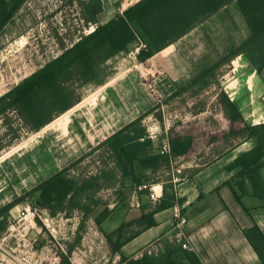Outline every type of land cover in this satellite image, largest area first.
Masks as SVG:
<instances>
[{
	"label": "rangeland",
	"instance_id": "1",
	"mask_svg": "<svg viewBox=\"0 0 264 264\" xmlns=\"http://www.w3.org/2000/svg\"><path fill=\"white\" fill-rule=\"evenodd\" d=\"M88 1L25 0L0 34V89L2 92L6 89L4 94L94 30L95 26L85 20L84 2ZM110 3L104 0L106 13L100 16V24L110 21L123 9L117 0L110 10ZM236 7L233 4L225 8L203 29L206 35H212V38L207 35L205 43L213 57L208 61L210 66L193 71L180 61L182 67L179 62L178 70L181 71L179 76H171L173 82L166 77L167 56L160 59L161 65L157 60L141 63L137 57L141 48L134 44L128 53H121L101 65L94 79L79 89L81 103L41 131L24 134L18 144L0 151L1 209L84 156H87L85 160L70 175L79 178L99 172L105 167L108 154L104 149L93 150L151 109L155 111L144 118L143 124L160 156L166 159L171 155L167 151L171 150V138L195 139L184 158H172L170 164L161 159L149 169H137L135 175L129 173L120 180L118 174L114 180L104 182L105 186L97 194L102 203L82 228V213L73 211L52 217L38 203V196L25 199L10 211L6 217L7 229L0 232V264H123L105 234L114 233L122 225L131 202L142 193L151 197L154 186L163 187L173 176L178 180L184 177L181 166L212 160L215 155L208 148H216L215 154H219L233 146L235 139L245 137L243 128L227 119L221 104L222 92L228 95L226 91L233 81L234 61L235 87L247 95L252 67L244 57L221 66L207 87L201 89L196 85L177 93L189 79L212 67L250 37L249 27ZM184 44L185 41L178 42L165 52H177ZM259 83L261 78L256 75L255 84L251 85L257 89ZM166 88L177 94L169 99ZM259 103L264 105V94ZM5 122L0 119L3 144L11 138ZM235 127L239 130L235 131ZM212 143L215 145L211 147ZM107 207L112 214L99 226L95 219ZM133 231L125 230L123 238Z\"/></svg>",
	"mask_w": 264,
	"mask_h": 264
},
{
	"label": "trees",
	"instance_id": "2",
	"mask_svg": "<svg viewBox=\"0 0 264 264\" xmlns=\"http://www.w3.org/2000/svg\"><path fill=\"white\" fill-rule=\"evenodd\" d=\"M24 2L25 0H0V34ZM233 3L238 5L251 30L250 38L177 93L196 85H200L201 89L207 87L221 66L233 62L240 56L244 57L258 74L262 73L264 70V0H141L123 12H118L105 24H100L99 21L104 12L103 1L84 2L85 20L88 25L95 26L94 30L82 36L71 47L66 48L59 57L0 97V119L6 120L5 125L10 128L11 134L7 144H3L0 139V151L15 146L25 135L41 131L81 103L82 96L79 89L94 79L101 65L121 53H128L132 45L136 44L139 47L141 43L146 45V48H141L137 56L138 60L144 63ZM221 104L231 124L244 123L241 112L225 92L221 94ZM154 111L155 108L139 116L93 150L96 152L104 149L108 154L104 163L105 167L99 172L79 178L70 175V172L85 160L87 156H84L32 189L25 197L1 208L0 232L7 229L6 217L10 211L25 199H33L35 196H38V203L49 211L52 217L61 213L71 214L73 211L82 213V228L94 210L102 203L97 198V194L105 186L104 182L114 180L118 174L120 180L129 173L135 175L137 169H149L154 163H160L161 159H165L155 149L154 141L143 124L144 118ZM159 120L162 121L160 115ZM241 132L245 134L244 138L255 139L257 145L239 157L229 166V169L241 168L238 176L248 179L253 185L255 195L263 197L264 182L261 178V169L264 166V123L246 124ZM170 145L171 155L165 159L168 164L171 163L172 158L186 155L192 149V140L181 137L171 138ZM171 180L163 184V196L153 211L144 213L134 221L123 222L110 235L105 234L113 252L120 255L122 263L202 264L193 251L183 248L186 239L181 241L175 239L172 246H165L163 253L147 250L141 259L127 260L121 255V248L125 244L143 231L157 225L155 214L176 205L174 185ZM230 184L231 182L227 183V185ZM142 195L145 194L142 193ZM236 196L240 201V197L237 194ZM111 214L112 211L108 207L105 208L96 217V224L102 225ZM127 229L134 231L123 238L124 231ZM244 233L264 263L263 234L257 226L251 230H245ZM72 250L73 248L69 252ZM181 251L184 252L185 262L179 259L178 253Z\"/></svg>",
	"mask_w": 264,
	"mask_h": 264
},
{
	"label": "crops",
	"instance_id": "3",
	"mask_svg": "<svg viewBox=\"0 0 264 264\" xmlns=\"http://www.w3.org/2000/svg\"><path fill=\"white\" fill-rule=\"evenodd\" d=\"M102 1L104 5L102 14H105L106 6L104 0ZM108 1L111 2L110 10H112V4L117 0ZM118 1L123 7L121 11L123 12L141 0ZM233 4L237 6L235 10L240 12L238 5L236 3ZM224 9L167 48L169 49L176 43L185 41L186 44H184L183 49L167 53L165 52L167 49H165L146 62L157 60L158 64L161 65L160 59L167 56L165 58L167 62L166 77L173 82L175 80L171 76H179L178 72L181 71L178 70L180 61L183 62V66L190 67L193 71L210 66L208 61L213 59V57L209 55L205 43L208 42L207 35L210 38H212V35H209V33L206 35L203 29L207 22L218 17ZM249 36H251V30ZM195 43L198 45L196 46ZM181 62L180 68L182 67ZM233 65V81L230 89L226 92H228L230 99L241 112L244 123L232 125L239 124L244 128L246 124L259 125L264 123V105L259 103L260 98L264 94V70L261 74H258L252 68L248 75L247 95H245L240 91L241 89L235 87V61ZM236 70H238V67ZM203 72L189 79L186 85ZM256 75L261 78L260 87L257 89L251 85L252 83L255 84ZM173 82L171 83L172 85ZM3 90L2 92L0 89V96L6 91V89ZM165 91H169L168 97L172 96L173 91L167 88ZM237 130L239 129L235 127V131ZM187 138H191L194 144L195 139L192 137ZM214 145L215 143L210 144L211 147ZM256 145L255 139L243 138L239 141L235 139L233 146L219 154H215L216 148H208V150H213L211 153L215 155L209 162L200 165L193 161L191 162L192 164L187 163L186 166H181V168H184L185 176L179 180L173 176L171 180L174 185L176 205L155 214L154 218L157 225L143 231L125 244L121 248V255L130 260L141 259L147 250L163 253L165 246H172L175 239L183 240L181 238V233H183L187 240L186 242L193 248V252L198 256L202 264H264L244 233L245 230H251L257 226L264 236V196L258 197L255 195L251 182L238 176L241 168L229 169L230 165L239 157L254 149ZM189 152L178 158L186 157ZM178 172L180 173L181 169ZM261 178L264 182V166L261 169ZM229 182L231 184L227 185ZM156 191L158 195L156 200L151 199L148 195L141 194L137 200L132 201L130 207L124 213L123 222L134 221L144 213L153 211L163 196V187L157 185ZM236 194L240 197V201L237 199ZM136 203H139L140 207H137ZM181 221H184V224L179 227ZM262 254L264 256V250H262ZM178 255L179 259L185 262L184 252L181 251Z\"/></svg>",
	"mask_w": 264,
	"mask_h": 264
},
{
	"label": "built area",
	"instance_id": "4",
	"mask_svg": "<svg viewBox=\"0 0 264 264\" xmlns=\"http://www.w3.org/2000/svg\"><path fill=\"white\" fill-rule=\"evenodd\" d=\"M139 48H146V45L143 44V43H141V45H140ZM167 151L170 153V152H171L170 148H169ZM174 182H175V180H174ZM155 188H156V186H154L153 189H152V190L154 191V193H153V195L151 196V199H153V200L158 199V195H157V193H156V191H155ZM136 206H137V207H140V204H139V203H136ZM183 224H184V221H181V222L179 223V227H181ZM181 238H182V239H186V238H185V235H183V233H181ZM183 248H184V249H187V250H190V251H193V248H192L191 246H189L188 242H185V243H184Z\"/></svg>",
	"mask_w": 264,
	"mask_h": 264
},
{
	"label": "bare ground",
	"instance_id": "5",
	"mask_svg": "<svg viewBox=\"0 0 264 264\" xmlns=\"http://www.w3.org/2000/svg\"><path fill=\"white\" fill-rule=\"evenodd\" d=\"M155 191H156V188H155ZM157 192V191H156Z\"/></svg>",
	"mask_w": 264,
	"mask_h": 264
}]
</instances>
